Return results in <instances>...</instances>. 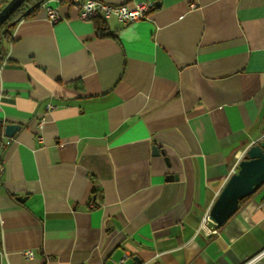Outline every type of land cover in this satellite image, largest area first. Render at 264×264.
<instances>
[{"label":"crops","instance_id":"0c3cea01","mask_svg":"<svg viewBox=\"0 0 264 264\" xmlns=\"http://www.w3.org/2000/svg\"><path fill=\"white\" fill-rule=\"evenodd\" d=\"M81 1L45 0L1 44L0 120L20 126L0 135L4 264H242L264 185L204 217L264 136V0H100L153 3L110 36Z\"/></svg>","mask_w":264,"mask_h":264},{"label":"water","instance_id":"95a60500","mask_svg":"<svg viewBox=\"0 0 264 264\" xmlns=\"http://www.w3.org/2000/svg\"><path fill=\"white\" fill-rule=\"evenodd\" d=\"M44 1L45 0L38 1L29 7L25 13L33 7L42 4ZM23 2L24 0H8L0 8V26ZM19 127V124L15 123H6L2 125V121L0 120V135L3 134L6 137L12 138ZM152 154H163V151L156 145H153ZM167 178L172 179L177 177L175 175H170ZM263 183L264 136L246 149L242 159L238 162L236 171L228 177L213 201L207 213L208 220L217 226L222 225L238 209L239 201L252 195ZM18 200L21 201L23 198L18 197Z\"/></svg>","mask_w":264,"mask_h":264},{"label":"built area","instance_id":"2783aa9c","mask_svg":"<svg viewBox=\"0 0 264 264\" xmlns=\"http://www.w3.org/2000/svg\"><path fill=\"white\" fill-rule=\"evenodd\" d=\"M75 3V0H72ZM78 17L83 20L100 18L108 20L112 17L122 23H131L139 20H144L148 17L149 11L153 7V3L150 1H136L131 4L128 3H106L100 0H83L77 4ZM47 19L53 23L60 18L58 11L55 8L47 7ZM56 105L53 103L47 104V109L51 110ZM9 137L3 138L2 145H8L10 142ZM2 161L0 159V172L2 171ZM207 217H204L206 220ZM209 233H215L216 230L208 229ZM21 254L27 258H31L33 253L31 250H23ZM5 249L2 243V229L0 219V264H4L5 261ZM260 259H264V248L260 249L255 255L245 260L242 264H254ZM84 264V263H77Z\"/></svg>","mask_w":264,"mask_h":264},{"label":"trees","instance_id":"16d2710c","mask_svg":"<svg viewBox=\"0 0 264 264\" xmlns=\"http://www.w3.org/2000/svg\"><path fill=\"white\" fill-rule=\"evenodd\" d=\"M8 0H0V8L7 2ZM40 0H24V2L17 7L8 17V19L0 26V62L2 60V54H1V44L3 41L8 40L11 36V31L13 29V27L15 26V24L25 18L30 16L34 10L39 6H35L33 7L31 10H29L27 13H25V11L31 7L32 5H34L35 3H37ZM95 21V29L97 31V34L99 36H110L111 33L110 31H108V27L106 25V21L100 18H94L93 19ZM264 185V183L262 184V186ZM261 186V187H262ZM250 196V195H249ZM245 197L242 200L239 201V206L249 197ZM238 206V207H239ZM225 223V222H224ZM223 223V224H224ZM222 224V225H223ZM222 225H219L217 227H220Z\"/></svg>","mask_w":264,"mask_h":264}]
</instances>
